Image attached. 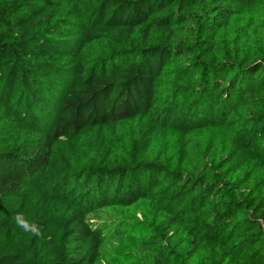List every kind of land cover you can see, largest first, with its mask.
I'll list each match as a JSON object with an SVG mask.
<instances>
[{"label":"trees","instance_id":"trees-1","mask_svg":"<svg viewBox=\"0 0 264 264\" xmlns=\"http://www.w3.org/2000/svg\"><path fill=\"white\" fill-rule=\"evenodd\" d=\"M86 127L0 264H264V0H0V214Z\"/></svg>","mask_w":264,"mask_h":264},{"label":"rangeland","instance_id":"rangeland-1","mask_svg":"<svg viewBox=\"0 0 264 264\" xmlns=\"http://www.w3.org/2000/svg\"><path fill=\"white\" fill-rule=\"evenodd\" d=\"M145 126H140L144 129ZM101 135L100 128L86 127L70 138L61 140L56 146L51 163L43 172L30 178L26 183L24 196L15 204L5 208L0 214V253L12 247L14 239L20 236L23 228L36 219L55 218L59 214L72 210L68 201H54L50 191L53 184L63 177V172L71 170L73 163H91L88 153L97 144ZM89 220H97V214H89Z\"/></svg>","mask_w":264,"mask_h":264}]
</instances>
